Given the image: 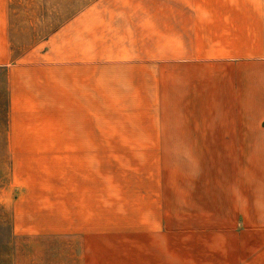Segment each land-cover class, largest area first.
<instances>
[{
    "label": "rangeland",
    "instance_id": "obj_1",
    "mask_svg": "<svg viewBox=\"0 0 264 264\" xmlns=\"http://www.w3.org/2000/svg\"><path fill=\"white\" fill-rule=\"evenodd\" d=\"M102 1L8 0L11 33L36 46L93 5L105 17ZM214 75L97 60L94 150L9 152L0 71V264H253L264 248V151L185 150L199 146L172 135L190 122L171 118L181 94L197 85L203 93L187 100L214 101ZM234 176L251 193L238 215Z\"/></svg>",
    "mask_w": 264,
    "mask_h": 264
},
{
    "label": "crops",
    "instance_id": "obj_2",
    "mask_svg": "<svg viewBox=\"0 0 264 264\" xmlns=\"http://www.w3.org/2000/svg\"><path fill=\"white\" fill-rule=\"evenodd\" d=\"M256 3L105 0L99 5L107 8L101 9L105 17L93 5L47 40L27 46L14 39L8 0H0L5 150L93 151L96 64L104 59L136 71L164 63L173 72H214V101L187 100L188 90L197 97L203 92L193 91L197 85L186 89L171 118L190 122L172 135L178 143L199 146L185 150L264 151V15ZM245 184L239 176L231 181L232 215L240 213L241 199L251 197ZM257 248L251 263L260 264L263 256L264 264V248Z\"/></svg>",
    "mask_w": 264,
    "mask_h": 264
}]
</instances>
